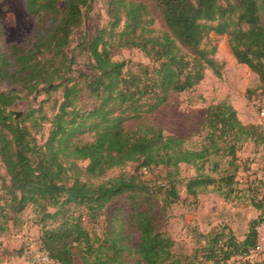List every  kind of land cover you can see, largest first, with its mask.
<instances>
[{
    "label": "trees",
    "instance_id": "obj_1",
    "mask_svg": "<svg viewBox=\"0 0 264 264\" xmlns=\"http://www.w3.org/2000/svg\"><path fill=\"white\" fill-rule=\"evenodd\" d=\"M151 1L166 26L161 33L144 1L105 0L107 23L83 36L87 69L74 68L71 44L95 0H24L33 24L20 41L4 42L0 22V166L8 178L0 193V232L33 206L40 248L56 264H185L155 213L158 196L166 206L181 200L178 175L186 164L195 170L184 184L188 196L213 187L226 200L238 197V151L247 141L264 146V127L244 123L227 100L206 108L198 147L145 119L172 94L194 89L207 70L222 76L225 63L216 57L212 33L225 35L237 62L257 74L247 98L264 96V0ZM115 48L138 49L150 62L117 60ZM42 93L43 100L14 117L17 101ZM84 93L91 106L80 104ZM129 163H137L132 173L99 181ZM160 166L168 180L153 188L142 173ZM116 200L103 231H91L85 221H98ZM249 201L261 213L242 239L227 226L198 234L204 243L195 253L203 261L228 264L240 256L247 258L241 264H252L264 192Z\"/></svg>",
    "mask_w": 264,
    "mask_h": 264
},
{
    "label": "rangeland",
    "instance_id": "obj_2",
    "mask_svg": "<svg viewBox=\"0 0 264 264\" xmlns=\"http://www.w3.org/2000/svg\"><path fill=\"white\" fill-rule=\"evenodd\" d=\"M150 6L154 17V27L161 33L166 26L159 10L151 0H141ZM24 0H0V22L3 26L4 42L20 41L30 32L33 21L28 16L23 5ZM108 21L105 0H95L87 21L74 34L71 44V54L76 57L74 68L87 69L88 57L82 46L83 36L93 33L98 26ZM211 41L217 46L216 57L225 63L222 76L218 77L211 69L206 71L205 78L194 89L174 93L168 102L156 112L145 117L160 125L165 134L175 135L185 140L186 146L198 147L204 137L203 123L206 108L222 100L229 101L238 111L244 123L261 124L264 127V96L259 92L247 98L248 89H254L258 84V76L246 64L237 62L232 55L225 35L211 34ZM117 60H131L149 63V59L138 49H114ZM5 86V85H4ZM45 94H34L26 100H19L13 106L14 117L21 116L30 106L38 104L45 98ZM93 99L84 93L81 98L82 106H91ZM50 103H47L48 109ZM50 112V111H49ZM50 114V113H49ZM135 121H129L134 126ZM49 129L45 125L44 134L38 135L43 139ZM240 165L237 180L241 190L239 196L230 200L224 199L213 187L198 194L197 197L188 196L185 182L195 174V170L186 164L181 165L178 185L181 200L166 206L163 197L158 196L156 214L162 229L175 240V251L185 264H210L202 260L201 252L195 250L204 243L199 233H208L223 226L230 228L238 238H243L252 219L260 215V211L250 204L249 197L264 192V146H255L247 141L237 153ZM85 165L87 162H80ZM137 163H129L121 168L111 169L105 177L107 180L121 172L132 173ZM167 169L163 166L153 168L142 173V178L153 188H159L167 182ZM4 167L0 166V193L4 192L2 185L7 180ZM98 181V182H99ZM119 200L113 202L96 222H86L91 231L101 233L108 217L111 215ZM33 206L27 207L18 214V220L11 219L9 229L0 232V264H56L50 260L40 248L39 237L41 224ZM82 212L83 207H77ZM260 247L248 257L252 264H264V222L259 227ZM76 251V249H75ZM76 260L81 258L76 254ZM247 258L236 256L228 264H241ZM244 264V263H242Z\"/></svg>",
    "mask_w": 264,
    "mask_h": 264
},
{
    "label": "built area",
    "instance_id": "obj_3",
    "mask_svg": "<svg viewBox=\"0 0 264 264\" xmlns=\"http://www.w3.org/2000/svg\"><path fill=\"white\" fill-rule=\"evenodd\" d=\"M144 171L147 172V169H145Z\"/></svg>",
    "mask_w": 264,
    "mask_h": 264
}]
</instances>
